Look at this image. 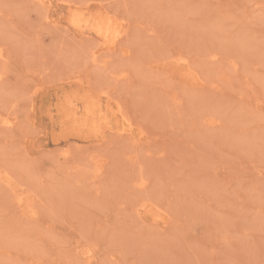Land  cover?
Instances as JSON below:
<instances>
[{
    "label": "rangeland",
    "instance_id": "1",
    "mask_svg": "<svg viewBox=\"0 0 264 264\" xmlns=\"http://www.w3.org/2000/svg\"><path fill=\"white\" fill-rule=\"evenodd\" d=\"M0 48V264H264V0H0Z\"/></svg>",
    "mask_w": 264,
    "mask_h": 264
},
{
    "label": "bare ground",
    "instance_id": "2",
    "mask_svg": "<svg viewBox=\"0 0 264 264\" xmlns=\"http://www.w3.org/2000/svg\"><path fill=\"white\" fill-rule=\"evenodd\" d=\"M4 57V55H3V52H2V49L0 48V60H1V58H3ZM7 121V120H6ZM8 122V121H7Z\"/></svg>",
    "mask_w": 264,
    "mask_h": 264
}]
</instances>
